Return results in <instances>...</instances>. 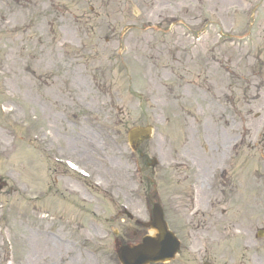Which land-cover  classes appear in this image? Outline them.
Here are the masks:
<instances>
[{
  "label": "rangeland",
  "instance_id": "374dc122",
  "mask_svg": "<svg viewBox=\"0 0 264 264\" xmlns=\"http://www.w3.org/2000/svg\"><path fill=\"white\" fill-rule=\"evenodd\" d=\"M157 200L168 264H264V0H0V264H119Z\"/></svg>",
  "mask_w": 264,
  "mask_h": 264
},
{
  "label": "water",
  "instance_id": "95a60500",
  "mask_svg": "<svg viewBox=\"0 0 264 264\" xmlns=\"http://www.w3.org/2000/svg\"><path fill=\"white\" fill-rule=\"evenodd\" d=\"M129 140L135 149L142 139L148 138L147 130L134 129L129 132ZM155 222L153 228L159 233L157 239L144 240L143 245L136 248L122 247L117 250L119 260L122 264H148L150 262L164 261L173 257L177 247L171 236L164 232L165 225L161 224V218L157 208L154 209ZM164 228V229H163Z\"/></svg>",
  "mask_w": 264,
  "mask_h": 264
}]
</instances>
